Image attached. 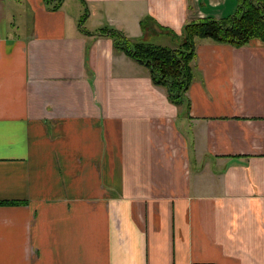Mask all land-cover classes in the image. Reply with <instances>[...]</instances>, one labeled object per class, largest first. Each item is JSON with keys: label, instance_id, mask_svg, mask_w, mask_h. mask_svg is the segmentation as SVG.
Returning <instances> with one entry per match:
<instances>
[{"label": "crops", "instance_id": "0c3cea01", "mask_svg": "<svg viewBox=\"0 0 264 264\" xmlns=\"http://www.w3.org/2000/svg\"><path fill=\"white\" fill-rule=\"evenodd\" d=\"M239 4L0 0V264H264V44L197 39L178 106L100 34Z\"/></svg>", "mask_w": 264, "mask_h": 264}, {"label": "trees", "instance_id": "16d2710c", "mask_svg": "<svg viewBox=\"0 0 264 264\" xmlns=\"http://www.w3.org/2000/svg\"><path fill=\"white\" fill-rule=\"evenodd\" d=\"M43 1L49 9L59 10L64 0ZM103 31L100 34L111 38L117 50L146 66L154 85L165 88L170 102L180 106L193 82L191 63L196 57V40L208 39L235 48L244 47L253 40L264 44V0H240L232 16L187 23L176 48L132 40L116 28ZM0 205H17V202H0Z\"/></svg>", "mask_w": 264, "mask_h": 264}, {"label": "rangeland", "instance_id": "374dc122", "mask_svg": "<svg viewBox=\"0 0 264 264\" xmlns=\"http://www.w3.org/2000/svg\"><path fill=\"white\" fill-rule=\"evenodd\" d=\"M155 41H158V40H155ZM152 43H157V42H152Z\"/></svg>", "mask_w": 264, "mask_h": 264}]
</instances>
